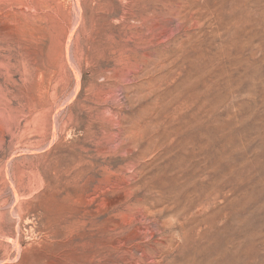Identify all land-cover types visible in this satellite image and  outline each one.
<instances>
[{
  "label": "rangeland",
  "instance_id": "rangeland-1",
  "mask_svg": "<svg viewBox=\"0 0 264 264\" xmlns=\"http://www.w3.org/2000/svg\"><path fill=\"white\" fill-rule=\"evenodd\" d=\"M0 264H264V0H0Z\"/></svg>",
  "mask_w": 264,
  "mask_h": 264
}]
</instances>
